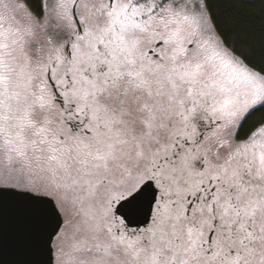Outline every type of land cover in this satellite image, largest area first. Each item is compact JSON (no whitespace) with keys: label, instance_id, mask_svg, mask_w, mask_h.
<instances>
[{"label":"snow or ice","instance_id":"6c2138e0","mask_svg":"<svg viewBox=\"0 0 264 264\" xmlns=\"http://www.w3.org/2000/svg\"><path fill=\"white\" fill-rule=\"evenodd\" d=\"M243 4L0 0V210L23 207L42 264H264Z\"/></svg>","mask_w":264,"mask_h":264},{"label":"water","instance_id":"95a60500","mask_svg":"<svg viewBox=\"0 0 264 264\" xmlns=\"http://www.w3.org/2000/svg\"><path fill=\"white\" fill-rule=\"evenodd\" d=\"M43 244L22 206L7 198L0 210V264H42Z\"/></svg>","mask_w":264,"mask_h":264},{"label":"trees","instance_id":"16d2710c","mask_svg":"<svg viewBox=\"0 0 264 264\" xmlns=\"http://www.w3.org/2000/svg\"><path fill=\"white\" fill-rule=\"evenodd\" d=\"M237 10L251 22L256 33L264 26V3L261 0H244L243 6L238 5Z\"/></svg>","mask_w":264,"mask_h":264}]
</instances>
